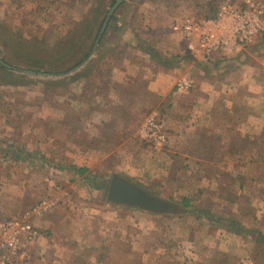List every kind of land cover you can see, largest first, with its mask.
Segmentation results:
<instances>
[{
    "label": "crops",
    "instance_id": "0c3cea01",
    "mask_svg": "<svg viewBox=\"0 0 264 264\" xmlns=\"http://www.w3.org/2000/svg\"><path fill=\"white\" fill-rule=\"evenodd\" d=\"M222 2L215 13L173 21L212 17ZM105 40L73 72L90 68L72 83L73 102L46 105L41 115L64 131L60 140H39L46 153L32 152L53 163L52 181L42 178L35 187L30 180L37 172L30 148L17 152L23 146L10 143L13 153L0 151V159L14 158L3 165L9 178L0 200L9 208L1 205L0 217H20L43 196L61 199L31 219L42 234L25 264H264V37L206 59L191 56L185 44L181 54L189 57L181 64L163 60L164 44L150 43L157 55L129 39ZM182 75L193 83L188 91L176 88ZM153 111L167 132L163 150L138 137ZM108 160L112 169L104 173L148 179L173 196L188 182L219 208L194 206L188 196V205L164 212L112 204L103 184L85 177ZM56 185L63 191L56 193Z\"/></svg>",
    "mask_w": 264,
    "mask_h": 264
},
{
    "label": "rangeland",
    "instance_id": "374dc122",
    "mask_svg": "<svg viewBox=\"0 0 264 264\" xmlns=\"http://www.w3.org/2000/svg\"><path fill=\"white\" fill-rule=\"evenodd\" d=\"M115 1L0 0V58L13 67V69H8L0 63V66L5 68V71H3L0 67V151L7 154L13 153V151L7 148L11 144L23 146L21 149H16L17 152H29L28 149L30 148L31 155H33L32 161L37 162L35 169L38 173L36 172L33 178L30 179L34 181L35 187L42 178H46L48 182L52 181L51 167L53 163H47V159L36 158L38 157L37 153H32L33 151L46 153L44 152L46 151L43 147L44 145L41 144L39 140L45 138L48 142L52 139L60 140L64 138V131L61 127L57 126L56 120H54L55 118L42 119L43 117L41 115L47 114L46 105L56 106L57 102L63 101L71 103L73 102L72 99L75 97L74 88H72V83L75 81L70 85L61 84L59 87L55 85L49 88L45 86L44 82L55 80H65L66 82L70 80L73 76V72H71L72 69L79 65L78 60L84 58V54L86 53L89 55L93 48H89L87 45L83 46L81 50L79 49V54L72 60L74 55L73 52L77 50V47H72L73 51L68 54L64 48L62 49L63 46L59 45L58 42L62 43L68 41L71 37L70 35L73 33V28H75L80 21L85 19L91 8L96 12V16L98 15L97 21L101 20L104 9L108 8L104 16L105 20ZM209 1L210 6L205 4ZM220 1L221 0H124L111 16L109 23L112 17H114V19L106 34L104 31L102 37L105 34L103 37L106 39L105 41L113 39V43H121L122 40L125 39H129L130 41L132 39L137 40L138 37H140L145 39L148 43H154V45L159 44L161 46V44H164L163 54L170 56L176 52H183L185 50L183 49L185 46L184 40L178 33L171 30L170 25L172 21L187 14L196 16L205 15L208 11H211V7H215ZM204 5L208 7L204 8ZM86 32L87 31H85V33ZM85 35L86 34L78 33L80 39ZM89 37L92 36L90 35ZM86 42L89 44L92 42V39L87 38ZM105 43L106 42H104L102 46L108 45ZM94 44L95 41H93V45ZM132 44H134V42ZM71 53L72 55H70ZM69 57L71 58L68 59ZM24 70L37 71L41 74H30L24 72ZM10 74L25 76L29 79L26 82L25 80L13 81L14 78L10 79L7 77ZM42 107L44 109H42ZM47 116H51L50 110ZM48 146H50V144H48ZM37 147L39 150H36ZM57 147L56 145L51 146L50 149H57ZM153 148L156 150H163L164 147L153 146ZM56 159L57 157H54L53 159H49V161ZM0 160L2 161L0 165L1 191L3 182L9 178L8 175H6V170L3 165L6 164L8 160L14 162V158L10 155ZM62 160L67 161V159ZM82 160L84 159H80V161ZM29 163H31V161H29ZM110 165H112V163L108 160L102 162L100 168H96L98 171L95 170V173L92 175H94L93 180L97 184H104L107 181L106 183L108 185L109 179L114 174L108 173V171L112 169ZM106 169L109 170L104 173ZM132 180L143 181L147 185L150 193L170 201L178 207H181L179 205H181L185 196H188L194 202V206L198 205L200 208L207 207L209 209L219 208L218 204L215 202L216 199L212 200L215 203L214 205V203L211 202V198L208 199L209 196L201 195V191H191L186 186L188 182L187 184L179 183L182 187L174 191L173 196L170 195L167 188H164V185H160L162 188L159 190L158 188L154 190L152 187H155L156 184L147 182L148 179ZM40 184H42V182ZM53 187L54 186H52V188ZM54 189L55 192L59 191V193L63 191L59 185H56ZM162 193H165V195ZM202 196L205 197L204 204H201L204 201V199L202 200L201 198ZM45 197H55V194L52 196H43L41 198ZM4 202L5 199L3 202L0 200V208ZM3 207L4 205H2V208ZM8 208V206L7 208L4 207V211H7ZM17 210H19V207ZM262 241L264 242V240ZM263 261V259H259V263ZM106 262L111 264L108 261Z\"/></svg>",
    "mask_w": 264,
    "mask_h": 264
},
{
    "label": "built area",
    "instance_id": "2783aa9c",
    "mask_svg": "<svg viewBox=\"0 0 264 264\" xmlns=\"http://www.w3.org/2000/svg\"><path fill=\"white\" fill-rule=\"evenodd\" d=\"M170 27L183 37L186 51L195 58L232 53L264 35V0H224L214 16L175 20ZM192 86L185 75L176 81L179 90L188 91ZM138 137L153 146L167 143L165 126L155 111L140 125ZM60 200L58 196L41 198L20 217H0V264H25L30 259L29 246L42 234L31 219L50 212Z\"/></svg>",
    "mask_w": 264,
    "mask_h": 264
},
{
    "label": "water",
    "instance_id": "95a60500",
    "mask_svg": "<svg viewBox=\"0 0 264 264\" xmlns=\"http://www.w3.org/2000/svg\"><path fill=\"white\" fill-rule=\"evenodd\" d=\"M124 0H116L110 8L95 41V44L91 50V53L83 60L81 64L74 67L71 72L77 71L80 67L84 66L89 60L90 56L95 53L98 47V43L102 34L106 30L111 16L116 9L121 5ZM0 63L8 69L13 67L7 64L0 58ZM26 73L39 74L40 72L24 70ZM41 74V73H40ZM107 201L117 205H128L133 207L142 208L149 211H172L177 208L176 205L170 201L157 197L148 191L147 185L141 180H132L120 174L114 173L109 181L107 189Z\"/></svg>",
    "mask_w": 264,
    "mask_h": 264
},
{
    "label": "trees",
    "instance_id": "16d2710c",
    "mask_svg": "<svg viewBox=\"0 0 264 264\" xmlns=\"http://www.w3.org/2000/svg\"><path fill=\"white\" fill-rule=\"evenodd\" d=\"M114 1L115 0H113V2ZM209 6H210V4H209ZM107 9L108 8L104 9V11L102 12V18H101V20L97 21L98 20L97 19L98 18L97 17L98 15L96 16V12H94L93 11L94 9L91 8L89 14L85 17V19L82 20V21H80L76 25V27L73 28V33H72V35H70L71 37L68 39V41H65V42H62V43L61 42H58L59 45H62L63 46L62 49L64 48L67 51L68 54L73 51V48L72 47H77V50H74V52H73L74 55L72 57V60L79 54V49L81 50V48L83 46L87 45V47H89V48L92 47L93 41L95 40V38L97 37V35H98V33H99L100 29H101L102 23L104 21V16H105V14L107 12ZM210 10H211V13H215L214 7H211ZM94 18L96 19V22H95V19ZM113 19H114V17H112L109 25L107 26V29L105 30V34H106V32H107V30H108V28H109V26H110V24H111V22H112ZM85 31H87V32L85 33ZM78 33L86 34V35L83 36L80 39L78 37ZM105 34L103 35V37L105 36ZM90 35L92 37H89ZM103 37H102V39H104ZM87 38L92 39V42L89 43V44H87V42H86V39ZM131 41H132L131 44L133 42L135 44V45L133 44V46L142 48L143 50H146L150 54L153 53V54H157L158 55V53L156 51H154V48L152 47V45L150 43H147L146 41H144L142 38L138 37L137 40H135V39L133 40L132 39ZM56 47H58V46H56ZM70 55H72V53ZM84 55H85L84 56V58H85L88 54L86 53ZM188 55H189L188 53L181 54V52H178L177 54H173V55H170V56H165V58H163V60L166 61V62L170 61L171 63L181 64L182 61L185 60L188 57ZM70 58L71 57H69L68 59H70ZM84 58L79 59L78 60V63L80 64L84 60ZM67 61L72 62L70 60H67ZM0 67H1V69L3 71H5V68L4 67H2V66H0ZM89 69H90L89 66H86L83 71H81V72L73 75L71 77V79L68 80V81H66V82H65V80H57V81L55 80V81H45L44 84L48 88L49 87H52V86H55V85L57 87H59V86H61V84H63V85H70L73 81L79 80V78H82V77L87 78V75H88V72L87 71ZM10 75L7 76V77L10 78V79L11 78H14L13 81H24L25 80V82H26L29 79V78H27L25 76H18V75H13V74H10ZM78 170L79 171L81 170V172L84 171L82 169H78ZM85 177H86V180L87 181H89L90 183H94V180H93L94 176H92L90 174V175H85ZM106 182L103 184L105 191L107 190V183ZM188 200H189L188 198H185L183 200L184 201L183 202V205H188V203H189Z\"/></svg>",
    "mask_w": 264,
    "mask_h": 264
}]
</instances>
